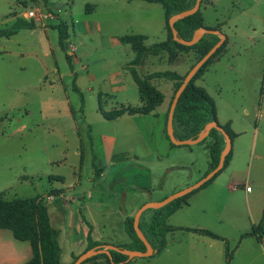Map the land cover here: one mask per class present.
I'll return each mask as SVG.
<instances>
[{
  "label": "rangeland",
  "instance_id": "374dc122",
  "mask_svg": "<svg viewBox=\"0 0 264 264\" xmlns=\"http://www.w3.org/2000/svg\"><path fill=\"white\" fill-rule=\"evenodd\" d=\"M27 11L39 13V21L33 22L35 29L0 37V49L5 51L0 54V188H9L4 192L5 200L41 197L53 228L59 232L60 259L66 264L71 254L84 247L76 209L82 204L81 194L87 196L86 219L94 226L95 237L119 240L124 233L120 223L124 213L133 217L144 204L160 202L186 189L212 169L207 149L213 140L207 137L202 144L169 148L164 132L176 83L164 79H155L152 84L166 101L148 116H137L128 123L127 117L106 121L96 111L99 93L105 111L139 106L137 86L129 73L135 55L118 39L144 35L147 47L165 41L168 35L160 4L138 0H0V29H10ZM201 14L204 26L219 31L227 43L195 85L214 100L220 124L230 121L232 130L245 132L232 142L235 150L243 146L239 173L243 185L232 194L204 191L193 200V209L183 208L171 224H194L233 236L255 229L250 226L251 218L258 220L264 208V185L257 183L264 178V111L257 114L259 106L264 110V0H204ZM59 21L67 25L66 50L72 56L73 70L57 45L53 27ZM203 38L215 43L220 35L206 34ZM199 57L194 50L177 53L172 61L166 53L147 55L134 68L141 76L165 71L185 76ZM72 73L79 76L80 85L87 74L93 76L92 92H75ZM163 110L164 115L158 114ZM173 122L179 135L189 131L176 116ZM254 129L258 131L254 154L263 159L245 153L254 140ZM107 136L115 139L112 155L104 152L101 144ZM217 136L225 145L219 131ZM21 176L32 178V184L19 181ZM78 182L80 186L75 185ZM68 186H72L68 189L72 198L63 209L68 195L60 197L59 193ZM199 210L205 215L194 216ZM152 215L151 210L146 211L145 219L149 221ZM66 231L71 238L67 242ZM166 238L188 239V235L174 232ZM18 246L22 258L23 247L28 245Z\"/></svg>",
  "mask_w": 264,
  "mask_h": 264
},
{
  "label": "trees",
  "instance_id": "16d2710c",
  "mask_svg": "<svg viewBox=\"0 0 264 264\" xmlns=\"http://www.w3.org/2000/svg\"><path fill=\"white\" fill-rule=\"evenodd\" d=\"M140 1L161 5L164 12L165 30L167 32L168 38L165 41L155 43L149 47L144 45V41L146 40V37L144 35H126L118 39L120 44L129 45L135 55L134 59L130 62L129 73L133 82L137 86L142 105L139 107H122L120 109L111 110L109 112L103 111L99 106V112L101 116L107 121L116 120L124 115H148L157 107H159L164 101V95L152 84V81L155 79H164L176 83L173 95L169 102L170 108L173 97L185 76H180L177 73L170 71L155 72L145 76L139 75L134 66L140 65L147 55L156 57L166 53L168 55V60L172 61L177 53H188L189 51L194 50L200 55L198 59L199 61L219 41V39H217L215 43H209L205 41L204 38H202L195 45L187 47L173 40L172 31L168 24L169 19L178 13L191 9L195 5L196 0ZM203 3L204 0H201L200 8L195 14L179 20L174 24V28L176 30L178 38L190 40L194 32L200 28L215 30L214 28H208L204 26L203 17L201 14ZM33 29H35L33 22H28L22 18H18L14 21V24L10 29H0V37L9 38L16 35L20 30ZM53 29L57 32V45L59 49L64 53L65 60L68 64L69 69L73 70V65L71 63L72 56H70L66 50V43L69 38L67 25L64 21H59L58 24L53 27ZM226 43L227 38H225L224 43L211 56V58H209V60L197 71V73L187 84L183 93L179 97L174 110V116L177 117L180 124L187 126L189 131L181 136L175 131L174 128V136L176 139H195L208 123L216 122L217 125L226 132V134L231 139V142H233L235 134L231 129L230 123L227 122L226 124L221 125L218 122L214 100L203 88L195 85V81L201 78L203 73L207 70V67L225 47ZM73 90L75 92H79L75 85L73 86ZM166 137L170 142L167 134ZM208 138H211L213 140V144L208 147V150L209 166L210 168L214 169L218 164L220 154L222 153L225 145L220 144V142L218 141L217 131L214 129L210 131ZM204 141L205 139L199 144L204 143ZM170 146L176 147L171 142ZM231 154L232 151H230L227 155L223 169L216 176H218L228 166ZM208 173L209 171H207L205 175H207ZM216 176L190 194L176 199L160 209L151 210L153 212V215L150 217L149 221L145 219L146 211L142 213V215L140 216L138 228L153 249V254L151 257L157 256L162 253L167 244L166 235L168 232L187 231L203 235L214 240L223 241L226 246V264L229 263L231 252L229 253L228 243L223 238L204 229L170 227L169 225H167L168 217L173 214L181 205L186 204V200L189 196L205 188L216 178ZM4 196L5 193L0 192V229L9 230L15 240L19 242H26L29 244L31 250V258L27 261L26 264H64L60 259L61 248L59 245V232L53 228L49 218L47 207L43 203L41 197L36 196L26 199L15 198L13 200H5ZM133 217L127 216L123 224L126 234L131 239V243L116 246L119 250H145L143 243L138 239L133 229ZM263 221L264 209L259 225H257V227H255V229H253L250 233L243 234L241 238L261 236L263 232ZM90 230L91 229L89 228L87 236L88 244L86 250L102 246V244L98 242L91 241ZM76 258L77 257L73 258V262ZM103 258L107 261L108 264H128L130 262L126 255L120 252L110 251V257L105 254L97 255L86 260L82 264H101L99 261Z\"/></svg>",
  "mask_w": 264,
  "mask_h": 264
},
{
  "label": "crops",
  "instance_id": "0c3cea01",
  "mask_svg": "<svg viewBox=\"0 0 264 264\" xmlns=\"http://www.w3.org/2000/svg\"><path fill=\"white\" fill-rule=\"evenodd\" d=\"M138 1H140V0H138ZM146 40H147V37H146ZM145 41H144V45H145ZM4 52H5L4 49H0V54H3ZM154 62H155V59H154ZM149 74H151V73H149ZM178 75H180V74H178ZM180 76H182V75H180ZM72 77H74V79H75V84L73 83V86L75 85V87L78 89V91H83L82 89H85L87 94L92 92V89H93L92 83H94V77L93 76H88V74H87V76L84 77V79H82V85H80V83H79L80 78L76 73H72ZM110 77L115 78V77H113V75H111ZM199 79H197V80H199ZM135 92H136L135 94H138L139 106H141L142 102L140 101L138 89ZM100 96H101V94L99 93L98 105L96 107V111L99 114H100L99 106L102 108L101 102H100L101 101ZM164 101H166L165 97H164ZM164 101L160 106H162L164 104ZM82 103H83V101H82ZM82 103H80V104H82ZM139 106H127V107H139ZM159 107H157L156 109L159 110ZM80 108H81V106H79V109ZM82 109L84 110V106ZM102 110L105 111L103 108H102ZM154 111L151 112L150 114L154 113ZM263 111L264 110L262 107L259 106L257 108V114L258 115L259 114L261 115L263 113ZM105 112H109V111H105ZM165 112L163 110V111H161V113H158V114L164 115ZM69 113L71 114V111H69ZM150 114H148V115H150ZM148 115H133V116L124 115L118 119H121L123 117H127L126 121L128 123V122H132L133 119L136 118L137 116H148ZM118 119H116V120H118ZM217 119H218V117H217ZM116 120H113V121H116ZM228 122L230 123L231 129H232V124H231L232 122H230V121H228ZM129 125L134 129V131H136L135 130L136 127H133L134 124L129 123ZM134 131H132V132H134ZM233 132L235 134V138L233 141L239 139L242 135L245 134V132H241V131H234L233 130ZM164 133H166V131ZM257 134H258V131L256 129H254L252 131V135L254 137V140L252 142V145H250L249 147H245V153H249V154L251 153L252 158H255L258 160V159H263V157L261 155L254 154L255 147H256ZM166 140H168V139H166ZM114 143H115V139H113L109 136L103 138V140L101 139V144H103V146L105 145V148L103 149V151L106 153H109L111 155H112ZM168 143H169L170 149L178 148V146L171 147L169 141H168ZM231 151H232V154H231V158H230L228 166L218 176H216V178L210 184H208L205 187V189L203 188V189L199 190L198 192L189 196L186 200V204L181 205L173 214H171L168 217L167 225H169L170 227L207 230L201 226H196L194 224H177V223L171 224V220H173L175 218V215L178 212H180L183 208H185V209H191L192 208L193 209V207H192L193 200L197 196H200L204 191L206 192V191L211 190L212 192H216L217 194H219L221 191H226L227 193L232 194L233 192H235L237 190L238 187L243 185L242 180L239 176V173L242 172V170H241L242 164L241 163H242V154H244L243 146H239L235 150L234 144H233ZM48 163L49 162L47 161L46 164H48ZM99 173H100L99 177H102V173L101 172H99ZM262 175L264 176V172ZM19 181L27 182V183L29 182L32 184V178L30 179L28 176H21ZM257 183H260V185H264V178L260 177V179H257ZM75 185L80 186V182H78ZM71 187L72 186H68V187L64 188L65 194L62 192L59 193L60 197L62 195L66 196V194L68 195L67 201L62 202L63 209L66 208V206L69 204L68 200H70L72 198L71 195L68 194L69 193L68 189ZM7 189H9V188H6V187L0 188V192H6ZM58 190H62V189H58ZM247 190H249V188H247ZM81 196H82L81 198L83 199L81 202L82 204L79 207L76 206L77 207L76 209H77V212L79 213L80 219H81L78 230L81 232V239H82L81 241H83L84 247L82 248V250L77 252V254H71L70 255L71 261L66 263V264H71L73 262L74 257H77L78 255H80L81 253L86 251V247L88 244L87 236H88L89 228L91 229L90 230V238H91V241H93V242H98L102 245H123V244L131 243V239L126 234L125 230H124V233L121 232L123 234V236L119 240H110V237L104 238L102 236L100 238H96L95 237L96 231H95L94 226L91 225L88 222V220L86 219L87 206L84 205V202H85L84 200L87 196L85 197L82 194H81ZM63 200H65V199L63 198ZM246 201L249 205V200H248L247 196H246ZM262 213H263V211H262ZM196 214H202V216L205 215V213H203L200 210L196 211V213L193 214L194 216H200V215H196ZM126 215H127V212L124 213V219L120 223L124 224V220L127 217ZM188 215H190V214L188 213ZM82 217H83V219H82ZM251 219L252 220L250 221V226L257 227V225H259V223L262 219V214L258 220L254 219V218H251ZM110 223L112 224L111 226L114 225V221L109 222V224ZM120 223L118 222L119 225H120ZM123 228H124V226H123ZM174 232H183V233L188 235V239L176 238V239H172V240L168 241L166 238L167 244H166V247L164 248V250L162 251L161 254H159L157 256H153V257H148V258H134V259H131L128 264H226L227 263L226 246H225V243L223 241L214 240V239H211L209 237L199 235L196 233H192V232H187V231H171V232L167 233L166 237L169 234H172ZM250 232L251 231L237 232V233L232 234L233 236L228 235V234H220L219 232H216L217 236L223 238L228 243L229 253L231 252V257L229 259L228 264H260L259 261L264 260V221H263V232H262L261 236L241 238V236L243 234L250 233ZM68 234H69L68 231H66L65 235H66V238H68V239H66V242L71 239ZM111 237H115L113 233H112ZM19 243H26V242H19V241L15 240L12 233L9 230L0 229V264H26L27 263V261L31 258V253H30V257H27L28 252H29L28 249L30 250L29 244L26 243L28 245V247H23L24 249L22 251V254H25V256L21 258L18 256V248H19L18 244ZM137 259H147V260H151V261H148L147 263H137L138 262ZM99 262L101 264H108L105 259H101ZM141 262H144V261H141ZM261 264H264V262Z\"/></svg>",
  "mask_w": 264,
  "mask_h": 264
},
{
  "label": "water",
  "instance_id": "95a60500",
  "mask_svg": "<svg viewBox=\"0 0 264 264\" xmlns=\"http://www.w3.org/2000/svg\"><path fill=\"white\" fill-rule=\"evenodd\" d=\"M200 4H201V0H196L195 5L191 9L183 11L181 13H178L169 19L168 24H169V27L172 31L173 40L175 42L181 44V45L191 47V46L195 45L196 43H198L203 38V36L206 34H209V35L219 34L220 39L206 53V55L204 57H202L197 63H195L192 66V68L186 73L183 81L181 82V85L179 86V88L177 89V91L173 97L172 103H171L170 108H169L167 121H166V134H167L170 142L175 146H191V145L199 144L204 139H206L209 136V133L211 130L214 129V130L219 131L225 139V147H224L222 153L220 154L218 164L214 169L210 170L207 175H205L203 178H201L195 184L187 187L184 190H181V191H178V192L172 194L171 196L165 198L164 200H162L160 202L146 203L138 209V211L135 213V215L133 217V229H134L138 239L143 243V245L145 247L144 251L119 250L114 245H102V246H98V247H94L92 249L86 250L85 252L81 253L80 255L77 256V258L75 259V261L72 264H82L86 260H88L94 256H97V255H102V254H105L108 257H110V251L120 252V253L126 255L129 260L134 259V258L151 257L153 254V249H152L151 245L148 243V241L144 238V236L142 235L141 231L138 228L140 216L142 215V213H144L147 210L160 209V208L166 206L167 204L173 202L174 200L179 199L181 197H184V196L190 194L191 192L199 189L201 186H203L205 183H207L209 180H211L213 177H215L224 167L225 159L232 149V142H231V139L229 138V136L226 134V132L220 126H218L216 122L208 123L203 128V130L199 133L197 138H195V139L178 140L174 136L173 117H174V110H175V107H176V104L178 102L179 97L183 93L187 84L191 81V79L197 73V71L209 60V58H211V56L218 50V48L225 41V36L223 34H221L219 31L212 30V29H206V28H200V29L196 30L190 40H184V39L178 38V36L176 34V30L174 28V24L179 20H182L186 17H189V16L195 14L199 10Z\"/></svg>",
  "mask_w": 264,
  "mask_h": 264
},
{
  "label": "built area",
  "instance_id": "2783aa9c",
  "mask_svg": "<svg viewBox=\"0 0 264 264\" xmlns=\"http://www.w3.org/2000/svg\"><path fill=\"white\" fill-rule=\"evenodd\" d=\"M38 12L37 11H27L21 15L22 19L29 22H36L39 21L40 18H38Z\"/></svg>",
  "mask_w": 264,
  "mask_h": 264
}]
</instances>
